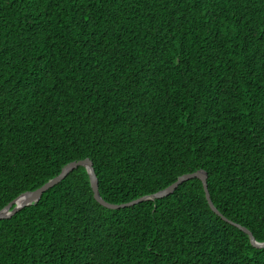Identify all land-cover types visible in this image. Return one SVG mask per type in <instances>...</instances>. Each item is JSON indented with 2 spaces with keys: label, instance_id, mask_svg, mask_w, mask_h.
<instances>
[{
  "label": "trees",
  "instance_id": "obj_1",
  "mask_svg": "<svg viewBox=\"0 0 264 264\" xmlns=\"http://www.w3.org/2000/svg\"><path fill=\"white\" fill-rule=\"evenodd\" d=\"M86 159L112 205L202 171L214 208L264 243V0H0V212ZM0 264H264V249L198 179L109 210L79 167L0 221Z\"/></svg>",
  "mask_w": 264,
  "mask_h": 264
},
{
  "label": "water",
  "instance_id": "obj_2",
  "mask_svg": "<svg viewBox=\"0 0 264 264\" xmlns=\"http://www.w3.org/2000/svg\"><path fill=\"white\" fill-rule=\"evenodd\" d=\"M79 167H84L88 174H89V178H90V185H91V189L93 192V197L95 199V201L97 203H99L102 207L109 209V210H119V209H123V208H129V207H133L136 206L140 203L146 202V201H154V200H158V199H163L166 198L170 195H172L174 193V191L184 182L193 180V179H198L203 186L204 189V193H205V198L206 201L210 207V209L213 211V213H215L218 217H220L224 222L240 229L241 231H243L245 234H247L250 238V242L251 244L257 248V249H264V243H257L255 241V239L253 238L252 234L246 230L245 228H242L240 226H238L237 224L227 220L225 217H223L213 206L211 200H210V196L208 193V188H207V175L206 173L202 172V171H198L196 173L193 174H188V175H184L180 178H178V180L173 183L171 186H169L168 188H166L163 191H160L152 196H146V197H142L138 200L132 201L130 203H126V204H121V205H112L109 203L104 202L100 195H99V190H98V180L96 178V175L94 173V169H93V165L92 162L88 159L84 160V161H80V162H74L71 163L69 165H67L66 167H64L61 171V173L55 177L54 179L50 180L49 182H47L45 185H43L41 188L37 189L36 191L33 192H28L22 196H20L18 199H16L15 201H13L12 203H10L3 211L0 212V221L3 219H8L10 217H12L13 215H15L17 212H19L21 209H23L24 207H28L32 204H36L42 197V195L47 192L48 190L52 189L54 186L58 185L61 181H63L71 172H73L74 170H76ZM15 205V207L11 210V207Z\"/></svg>",
  "mask_w": 264,
  "mask_h": 264
}]
</instances>
